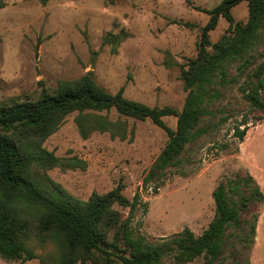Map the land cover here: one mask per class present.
Segmentation results:
<instances>
[{"label": "rangeland", "instance_id": "rangeland-1", "mask_svg": "<svg viewBox=\"0 0 264 264\" xmlns=\"http://www.w3.org/2000/svg\"><path fill=\"white\" fill-rule=\"evenodd\" d=\"M222 1L0 0V105L36 100L42 91L54 92L59 82L90 73L110 94L121 89L126 99L150 108L180 110L186 96L181 67L196 57L201 28L209 21L200 10H211ZM230 14L234 23H245L247 1L232 6ZM228 25L219 18L209 32L211 45L227 32ZM122 30L130 37L115 51L111 45H102L107 33ZM207 50L211 52V47ZM259 52L257 62H262L264 44ZM237 66L229 69V77H236L237 83L225 86L223 97L210 107L213 115L205 122L209 132L186 149L180 165L167 172L157 193L154 185L143 186L142 179L163 149L166 133L148 119L119 116L114 109L107 116L124 123L126 139L108 133L83 139L72 114L43 146L58 158L83 160L86 168H53L47 175L79 200H87L93 192L105 194L119 184L129 201L138 192L146 207L137 208L131 226L149 241L184 228L200 235L213 219L212 192L220 182L250 175L264 194V111L242 99L238 86L243 76ZM224 116L228 120L219 122ZM243 120L248 128L240 143L234 128ZM163 122L175 129V118L166 117ZM253 187L251 183L244 192L250 193ZM116 209L127 216V209ZM254 215L258 218L251 247L247 249L238 239L247 224L229 228L223 264H243L247 259L249 264H264V201L251 203L241 220ZM30 246L37 259L22 263L0 258V264H56L51 244L41 246L34 240ZM187 264L204 261L199 257Z\"/></svg>", "mask_w": 264, "mask_h": 264}, {"label": "trees", "instance_id": "trees-1", "mask_svg": "<svg viewBox=\"0 0 264 264\" xmlns=\"http://www.w3.org/2000/svg\"><path fill=\"white\" fill-rule=\"evenodd\" d=\"M239 1L242 0H223L211 10H200L209 16V21L201 28L196 57L181 67L186 96L180 110L150 108L126 99L121 89L110 94L96 84L90 73L61 81L54 92L42 91L36 100L0 105L1 259L22 263L37 259L30 246L35 240L41 246H53L56 264H164L166 260L170 264H187L199 257L204 264H223L228 230L239 227L241 222L248 229L238 239L247 249L251 247L258 216L241 220V213L251 203L263 202L264 194L250 175H238L217 185L212 192L213 219L200 235L184 228L159 241H149L131 226L137 208L146 207L138 192L129 201L119 184L105 194L93 192L87 200H79L47 172L53 168L84 170L85 162L76 157L58 158L43 146L72 114L83 139L93 133L126 139L124 123L107 116L112 109L119 116L148 119L167 135L163 149L142 179L143 186L154 185L157 193L167 172L180 165L186 149L209 132L205 122L213 115L210 107L223 97L225 86L237 83L236 77H229L233 65H238V74L243 76L238 86L242 99L264 111V61L257 62L264 44V0H246V22L234 23L230 8ZM219 18L228 22L227 32L211 45L209 32ZM129 37L123 30L118 34L110 32L102 45H111L115 51ZM166 117L176 119L174 130L163 122ZM227 120L224 116L219 122ZM247 128L245 120L234 128V138L240 143ZM251 183V192H244ZM117 207L127 209V216L123 217ZM243 264H249L248 259Z\"/></svg>", "mask_w": 264, "mask_h": 264}]
</instances>
